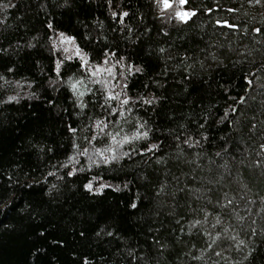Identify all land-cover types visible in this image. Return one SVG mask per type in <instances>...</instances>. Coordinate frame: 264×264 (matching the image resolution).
Returning <instances> with one entry per match:
<instances>
[{
    "label": "trees",
    "instance_id": "1",
    "mask_svg": "<svg viewBox=\"0 0 264 264\" xmlns=\"http://www.w3.org/2000/svg\"><path fill=\"white\" fill-rule=\"evenodd\" d=\"M185 7L0 0V264H264V0Z\"/></svg>",
    "mask_w": 264,
    "mask_h": 264
},
{
    "label": "snow or ice",
    "instance_id": "2",
    "mask_svg": "<svg viewBox=\"0 0 264 264\" xmlns=\"http://www.w3.org/2000/svg\"><path fill=\"white\" fill-rule=\"evenodd\" d=\"M260 2H261V0H255V3H260ZM156 3H157V6L160 8V11H161L162 14L165 13L167 10L172 9V8L178 3L179 7L176 8V10H175V17L178 18L180 21L185 22V23H186V22H187L192 16H194V15L196 14L194 10H191V9H188V8L185 7V6L188 4V0H156ZM3 7H5V8H8V7H15V5L9 3V4H6V5H3ZM113 15L115 16L116 13H113ZM122 15H123V16H127L128 13H127V12H124ZM121 22H123V20H121ZM225 23H227V22H225ZM49 27H51V25H49ZM256 31L259 32L260 29L257 28ZM74 40H75L74 37H68V36H65L64 33H60V43H61V44L65 43V42H70V43H71V42H74ZM64 51L67 52L68 49H67V48H64ZM161 51H163V49H161ZM75 55L78 56V57H80L81 60L83 61V63H84L85 65L88 63V61H87V59H86V56H82V55H81V50L78 48V46L76 47ZM69 58H70V57H69ZM60 63H61V62H57V65H56V70H57V74H58V75H59ZM105 63H107V61H105ZM105 70L108 71L109 73L112 72V69H111V68H108V69H105ZM135 70L138 71V72H139V71H142V69H140V68H138V67H137ZM9 71H11V69H9ZM99 71H100V68L97 67L96 72H94L93 75L97 74ZM129 71H131V67L129 68ZM0 78H2V77H0ZM69 81H70V88H71L73 91H77V86H78L80 83H82V82L79 81V80H77V81H75V82H71V78H69ZM248 83L250 84L251 81H248ZM80 94L82 95L83 93H80ZM108 98H109V99H119V94H117V95L109 94V97H108ZM15 99H16V97H9V100H15ZM128 102H129L128 99L125 98V99L122 101V104H125V105H126V104H128ZM146 102H147V103H151V101H146ZM81 107H83V105H81ZM113 111L115 112L116 109H113ZM121 115H123V113H121ZM102 124H103L102 121H98L97 124H96V127H97V128H100L101 131H103V127H107V125H103V127H101ZM143 127H144L143 125H140V128H143ZM70 131L75 132L76 129H74V128H70ZM118 135H119V133H117L116 135H112V140H113V142H114L115 144H117L118 146H120V145H122V144H124V143H130L131 140H133V139L147 138V137H148V132H147V131H143V132H141V131H139V129H137V131L133 134L132 137L125 136V137H123V139L120 140V141H117V140H116V136H118ZM93 139H95V137H93ZM185 143H188V141H185ZM197 143H198V141H197ZM190 146H191V145H190ZM157 147H158V146H157L156 144H152V145L150 146V148H148L147 150H148V151H151L152 149H155V148H157ZM261 148H264V145H261ZM86 151H87V150H85V152H86ZM115 151H116V149L113 148V147H111V146H110L109 148L105 149L103 152L100 151L99 149H97V152H98V153L100 154V156L102 157V162H103V163H106V164H107V163H110L111 160H115V159H117V156L114 154ZM105 152H111V153H113V155H111V156L105 155V154H104ZM124 155H127V153H124ZM71 174H72V173H69V175H71ZM100 187L103 188V187H105V185H101ZM85 188L88 189L89 191H91V190L93 189V185H92V183L89 182L88 184H86V185H85ZM231 203H232V200H228V201H227V204H231ZM131 206H132L133 208H135L137 205H136L135 203H133ZM241 219H242V217H241ZM195 223H196V224H199V223H201V221L197 220V221H195ZM216 223H217V224L220 223V219H219V218H217ZM225 231H227V229H225ZM109 234H111V233H109ZM208 235H211V234L209 233ZM219 235H220V234L217 233V236H216L215 238L212 239V242L208 245L209 248H211L212 245L216 242V239L219 238ZM231 238H232V239H236L235 237H231ZM244 243H245V242H244L243 240H239V241H238V244H237V247L239 248L241 245H244ZM216 255L219 256L220 253L217 252ZM197 258H198V257H197Z\"/></svg>",
    "mask_w": 264,
    "mask_h": 264
},
{
    "label": "rangeland",
    "instance_id": "3",
    "mask_svg": "<svg viewBox=\"0 0 264 264\" xmlns=\"http://www.w3.org/2000/svg\"><path fill=\"white\" fill-rule=\"evenodd\" d=\"M179 5L178 3L172 8L173 10H176V8H178ZM170 10V9H169ZM57 44L59 45V47L61 48H67L68 51L66 53H68V55H75V51H76V45L74 42H65L63 44L60 43V36L58 37V41H57ZM82 55V54H81ZM83 56V55H82ZM81 83L77 86V91H75V93H77L78 95H80L81 93Z\"/></svg>",
    "mask_w": 264,
    "mask_h": 264
}]
</instances>
